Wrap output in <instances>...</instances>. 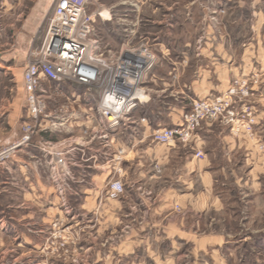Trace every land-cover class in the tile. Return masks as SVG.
<instances>
[{
  "label": "crops",
  "instance_id": "1",
  "mask_svg": "<svg viewBox=\"0 0 264 264\" xmlns=\"http://www.w3.org/2000/svg\"><path fill=\"white\" fill-rule=\"evenodd\" d=\"M208 1L200 0L179 7L176 0H126V3L120 2V14L111 22L116 25L117 19H125L126 26H135L134 22L138 20L135 26L138 35L147 38L153 46L159 48L155 67L142 79L140 105L134 110L132 120L124 129L117 130L111 140V149L122 147L129 154V160L124 164L125 193L116 202L115 210L111 211L121 225L120 233L125 236L124 240H135L127 241L130 242L127 246L125 243L119 245V248L123 246L122 249L128 250L125 256L139 249L153 253L157 250L153 246L154 241L161 239L168 240L171 244L176 239L185 243H188L187 240L192 243L195 239L200 245V253L203 252L207 249L208 237L198 234L195 229L198 225L200 228L202 217L209 207V198L213 196V187L219 182L217 177L215 179V172L224 173L226 180L228 177L239 181L245 177L247 181L244 185H249L250 177L253 179L259 168L255 160L249 157L254 149L245 137H232L227 128L217 122L202 124L186 146L174 143L162 147L151 137L156 129L180 125L183 114L190 109L192 102L221 94L227 90L234 78L257 70L264 75V35L255 36V47L259 43L263 44L257 49L255 56L248 48L242 47L239 50L235 46L239 40L233 35L205 36L200 51L193 50V46L192 49L175 52L173 44L176 43L177 26L196 25L191 22L194 13L198 12L200 20L197 25H202L203 21V26L208 27L207 14L218 12L235 0ZM237 1L236 8L242 9L244 4ZM126 4L129 7L123 6ZM263 8L264 0H253L249 7V20L252 22L250 27L255 32L263 27L264 21L258 15ZM238 19L232 20L231 24L243 25L242 21H246ZM195 43L196 41L193 42ZM190 44L192 42L187 46L190 47ZM29 45L30 40L23 47L24 59ZM15 53H20V50ZM15 55L5 58L0 53V74L4 77L12 76L13 79L9 81L16 86H22L24 103L19 104L15 97L0 102L4 108V113H0V146L16 140L20 136V121L27 120L22 83L23 68L21 63L15 64ZM177 59L182 62L177 63ZM11 62L14 63L13 66L10 65ZM248 65H253V68ZM252 100L257 123L263 132L264 76L258 91L252 95ZM138 118H145L147 123H139ZM51 135L36 136L33 144H39V140L49 141ZM262 137L264 138L263 134ZM101 151L97 144L88 146L85 150L88 161L80 168L72 169L74 182H69L71 191L66 192L65 199L73 210L77 208L78 211L90 213L97 202L101 201L102 191L109 177L106 171L94 167V160L100 158ZM33 152L38 151L36 148H27L19 152L22 155L9 163L6 170L8 173L12 170L19 172L20 179L1 184L13 187L16 192L25 191L27 194L24 196L27 199L24 204L31 201L30 207L34 203L38 211L45 215L53 211L62 213V199L55 194L53 186L46 184L44 180L21 176L24 175L25 168L31 169L27 156H33ZM196 152H201L203 158H196ZM239 154L247 159L240 162L237 157ZM243 164L247 165L248 170L240 175L237 168ZM237 173L242 177L238 178ZM34 193L37 198L32 200ZM215 199L216 204H220V196ZM176 205L179 206V211L175 210ZM28 208L27 206L24 210ZM150 235L154 236L151 242L147 238ZM95 247V244H89L85 249H92V256Z\"/></svg>",
  "mask_w": 264,
  "mask_h": 264
},
{
  "label": "rangeland",
  "instance_id": "2",
  "mask_svg": "<svg viewBox=\"0 0 264 264\" xmlns=\"http://www.w3.org/2000/svg\"><path fill=\"white\" fill-rule=\"evenodd\" d=\"M198 1L200 0H176V3L182 7L184 4ZM209 1L213 2V0ZM235 1L218 12L207 14L208 27L203 26V21L202 25H197L200 20L198 12L194 13L191 22L196 25L177 26L175 30L176 43L173 44L175 52L180 53L192 49L193 46V50L200 51L201 42L205 36L233 35L239 40V43L235 44L239 50L248 48L255 56L257 49L263 46L259 43L255 47V36L257 34L260 37L264 35V24L259 32L257 29L256 32L255 29H251L249 7L253 0H238L239 4H244L242 9L236 8L237 3ZM120 2L126 3V0H98L99 4L114 12L115 17L113 19L120 14ZM123 6L129 7L128 4ZM90 8L92 9V6ZM258 13L261 21H264V8ZM51 14L50 0H0V53H3V57L16 54L15 64L21 63L24 70L28 54L34 53L44 38ZM235 18L246 21H242L243 25L240 23V25L231 24ZM120 29L121 27L117 24H97L96 36L106 49H115L121 44ZM261 39L259 38V40ZM28 40H30V45L24 59L23 47ZM189 41L192 42L190 47L187 46ZM194 41H196L195 44H193ZM149 45L157 56L159 48L152 44ZM16 50H20V53H15ZM176 62L179 63L182 60L177 59ZM248 63L250 64V61ZM10 65L13 66L14 63L11 62ZM248 66L253 68V65ZM256 75L259 82L253 88L254 91L251 96L243 101L244 105L251 109L252 114L244 119V125L247 124L248 119H253L254 122L250 132L244 128L233 135L229 126L220 125L227 128L229 134L236 139L245 137L254 149L253 152H250L249 157L255 160L259 168L254 173L253 179H251L252 176L250 177L249 185H244L247 181L245 177L239 181L228 177L226 180V176H223L224 173L215 172V179L217 177L219 182L213 187V196L209 198V207L207 213L202 217L200 228L198 225V228L195 229L198 234L208 237L206 250L200 253V245L195 239L192 243L188 240V243H185L176 239L172 240L173 244L168 240L161 239L154 241L153 246L157 247V250L153 253L139 249L137 252L125 256L128 250L122 249L123 246L119 248V245L125 243L127 246L135 240L132 238L127 239L130 242L124 240L125 236L120 233L121 225L111 212L115 210L117 201L106 200L103 194L104 189L100 203L97 202L90 213L89 211L88 213L78 211L77 208L73 210L69 203H66L69 211H64L61 201L62 213L53 211L45 215L38 211L34 203H32L33 207L31 208V201H27L29 205L27 202L24 204L27 199L24 196L27 194L25 191L16 192L13 187L1 184V182L12 183V181L20 179L19 172L12 170L8 173L6 170L9 163L22 155L19 151L11 159L0 165V264H169V262H172L171 264H264V138H261L264 131L260 130L261 128L257 123L252 100V95L258 91L264 75L262 76L258 70L251 71L245 76L231 80L227 90L232 87L237 91L240 90L243 81L248 82ZM10 79H13L12 76L4 77L0 74V102L15 97L19 104H23L22 86H16L14 82L9 81ZM61 88L63 94L59 96L54 94L55 86L49 88L52 97L47 105L48 111H53L58 104L65 103L67 96L79 95L83 92V88L70 84H63ZM227 90L207 99L219 97ZM81 102L73 106L75 112L82 116L80 123L84 124L82 121H85L86 115H90V117L95 115L93 112L85 110L87 105H83ZM243 103L234 107L240 110ZM3 109L0 104V113H4ZM26 121L24 119L19 123L20 136L21 126ZM68 125L57 136L52 134L49 141L54 143L62 138L81 135V130L77 132L66 131V129L70 130V126L74 128L73 123L69 127ZM20 136L13 142L0 146V152L19 140ZM37 136L40 137L41 134ZM35 138L36 136L28 149L36 148L38 152H33V156L28 154L27 158L30 160L28 164L31 169L25 168V173L21 176L44 180L46 184L52 186L48 159L40 151L43 149V140H39V144L35 145L33 144ZM237 157L240 162L247 159L246 156L240 154ZM237 169L240 175L248 170L245 164L239 165ZM237 175L238 178L242 177L238 173ZM221 183L225 185L222 186ZM55 194L59 196L58 193L55 192ZM216 196H220V204H216ZM35 198L37 197L34 193L32 200ZM27 206L29 208L24 210ZM16 207L20 208L17 209ZM176 207L179 208L176 205L175 210ZM153 237L150 235L147 238L151 242ZM89 244L96 245L92 256L93 250L85 249Z\"/></svg>",
  "mask_w": 264,
  "mask_h": 264
},
{
  "label": "built area",
  "instance_id": "3",
  "mask_svg": "<svg viewBox=\"0 0 264 264\" xmlns=\"http://www.w3.org/2000/svg\"><path fill=\"white\" fill-rule=\"evenodd\" d=\"M50 2L52 14L44 38L38 49L28 54L22 73L27 121L21 126L20 139L0 152V165L16 152L30 147L38 134H60L67 124L69 127L73 123L74 128L70 126L66 131L81 130L80 136L62 138L54 143L43 141V149L38 148L48 159L49 177L62 199L64 211H69L65 194L71 191L69 182H74L72 169L80 168L88 161L85 150L93 144L102 149L100 158H94V167L109 175L104 197L118 201L125 193L124 164L128 162L129 154L122 147L111 149V140L117 130L124 129L132 120L134 110L140 105L142 79L154 68L156 54L147 38L138 35L135 28L138 20H135V26H126L125 19H117L121 27V44L115 49H106L96 36L97 24L111 23L115 16L98 0ZM248 82L243 81L238 91L232 87L219 97L192 102L180 125L154 130L152 140L162 147L174 143L186 146L202 124L214 122L229 126L233 135L244 128L250 132L254 122L248 119L244 125V119L252 114L243 101L251 96L259 82L257 75ZM63 84L81 87L83 92L67 96L65 103L48 111L52 97L49 88L55 86L54 94L59 96L63 94ZM80 102L87 105L85 110L95 115H86L84 124L80 123L82 116L73 106ZM242 103L240 110L234 107ZM137 121L147 123L145 118ZM195 157L201 159L203 155L196 152Z\"/></svg>",
  "mask_w": 264,
  "mask_h": 264
}]
</instances>
